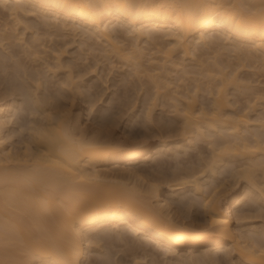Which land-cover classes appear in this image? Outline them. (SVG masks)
I'll list each match as a JSON object with an SVG mask.
<instances>
[{
    "label": "bare ground",
    "instance_id": "1",
    "mask_svg": "<svg viewBox=\"0 0 264 264\" xmlns=\"http://www.w3.org/2000/svg\"><path fill=\"white\" fill-rule=\"evenodd\" d=\"M148 2L171 6L128 27L89 0H0V261L264 264V0Z\"/></svg>",
    "mask_w": 264,
    "mask_h": 264
},
{
    "label": "rangeland",
    "instance_id": "2",
    "mask_svg": "<svg viewBox=\"0 0 264 264\" xmlns=\"http://www.w3.org/2000/svg\"><path fill=\"white\" fill-rule=\"evenodd\" d=\"M211 32H212V31H210V33H211ZM77 49H78V48L74 47L73 49L70 50V51H73V56H75V57H76V56L78 57V55H79V56H83L84 53H83L82 51H81V53H80V50H77ZM76 50H77L78 52H77ZM82 50H83V49H82ZM84 50H85V49H84ZM76 53H77V54H76ZM78 53H79V54H78ZM82 53H83V54H82ZM81 54H82V55H81ZM79 62H80V60H79ZM82 62H83V60L81 61V63H82ZM102 74H104V72H102ZM60 76L62 77V75H60ZM58 77H59V76H58ZM53 79H54V78H52L51 80H53ZM259 79L261 80L262 77L260 76ZM262 80H263V79H262ZM48 81H50V79H48ZM93 81H94V80H93ZM97 81H98V80H97ZM97 81H96V82H97ZM54 82H56L54 85H53V82H52V81H51V83H50L51 85L48 84L49 82L44 84L45 86H46V85H47V86L49 85V86H48V87H49V88H48V92H52V91H54V90H55L54 92H56V89L53 88V87L56 88V86H57V79H56V78H55ZM99 82L101 83V81H99ZM55 85H56V86H55ZM50 86H52V87H50ZM53 89H54V90H53ZM90 90H91V89H90ZM230 90H231V92H232V89H230ZM54 92H53V93H54ZM199 92H200V94H199V95H200V96H199V99L201 98V100H202L203 98H207V97H206V96H207L206 93H205V95H206V96H205V95H204V92H203V95H204L205 97H202V96H203V95L201 96L202 91H199ZM231 92H230V93H231ZM234 92H235V93H234ZM237 92H238L237 90H236V91H235V90L233 91V93L235 94V96L233 97L234 99H235V98H236V99H239V98H237V97H238V94H239V97H240V95H242V96L245 95V93L238 92V94H237ZM233 93H232V96H233ZM242 96H241L240 98H242L241 100H244V98H243ZM244 97H245V96H244ZM241 100L239 99L240 102H241ZM29 103H30V102H29ZM29 103L27 102V104H21V106H19V108L17 109V112H18L20 118L23 119V118L26 116V113H25V112H30V111L32 110V107H33V106L31 107V106H30L31 103H30V104H29ZM25 105H27V106L25 107ZM31 105H32V104H31ZM24 107H25V108H24ZM29 107H30L31 110L28 109ZM166 107H167V106H166ZM166 107H164V110H165V111H168L169 109H167ZM25 109L30 110V111H27V110L25 111ZM139 113H141V112H139ZM162 114H163V113H162ZM139 115H140V114H139ZM162 116L168 118L166 112H164V114H163ZM263 116H264V114H263ZM167 118H166V119H167ZM143 121H144V120H143V117H137V118H135V119L133 120V122L131 123V124H132V125H131V129H132L133 131L142 130V129H143L142 127H144V122H143ZM251 127H252V126H251ZM252 128H254V126H253ZM171 134H173V133H171ZM175 136H176V135H175ZM175 136L172 137L171 140H175L176 138H177V139L180 138L179 136H178L179 138H178L177 136H176V137H175ZM173 138H174V139H173ZM169 139H170V138H169ZM157 145H158V143H155V147L153 148V150H152L149 154H147L146 156H148V155H150V154H153ZM199 147H201L200 149L204 152V154H206L207 151H208L207 147H209V144L207 143V141H205V142H202V143L197 144V145L195 146V148H194V144H193L192 148H191V149L189 148L190 150L188 149V153L191 155V157H190L191 159H193V160L196 159V158H195V157H196L195 152L198 151V150H196V148H199ZM191 153H192V154H191ZM196 153H197V152H196ZM221 153H223V152H221ZM249 154H251V153H249ZM183 155H185V154H183ZM146 156H144V157H146ZM144 157H143V158H144ZM161 157H162V160H163V157H164V159H166V160H163V162L166 161V162L169 163L170 161H171V162H174V160H175V159L170 158V157L167 158V155H166V154H162L161 156H160L159 154H158V155L155 154V155L153 156L152 159H150L149 161H147V162H145V163H142V164H143L144 167L150 166V165H152V164L154 165V162H156V160H161V159H160ZM181 158H183V160L186 161L185 159H187V156H181V155H180V159H179V157H178L176 160H181ZM191 159H190V160H191ZM176 160H175V161H176ZM164 165H166V164H164ZM189 193H190V192L188 191V194H189ZM246 201H248V202H247V203L244 202V204H243L241 207H243V206H247V204L250 203V202H249V201H250L249 199L246 200ZM244 208H245V207H244ZM246 208H247V207H246ZM251 219H252V218H251ZM262 220H263V218L261 219V217H257V216H256V217L253 218L251 221H250V220H249V221H250L251 223H254V225L256 224L255 226L259 227V226H263V223H261ZM260 221H261V222H260ZM261 224H262V225H261ZM248 226L250 227V225H248ZM248 226H247V228H248ZM250 228H251V227H250ZM128 234H129V233H128ZM131 235H134V234H133V233H132V234L130 233V234H129V237H130ZM132 237H133V236H131V238H132ZM113 243H114V242H113ZM121 244H122V243H120V242H118V243L115 242L114 244H110L111 246L108 245V247L110 246L109 249L106 247V248L104 249V250H105L104 252L109 253V255L112 254L111 256H113V258H114V257L116 258V257H118V256H122V257L127 256L126 258H127L128 262H130L132 256L129 254V251L126 250V252H125V249H126V248H124L125 246H124L123 244H122V245H123V246H122ZM147 247L149 248V246H147ZM123 248H124V250H123ZM110 249H111V251H114V252H118L117 250H119V251H121V252H122V250H123L124 252H122L123 254H121V253H117V254H116V253H114V252H113V253L110 252ZM120 249H122V250H120ZM155 250H157V251L159 250V251H160V249H156V248H155ZM155 250H153V251H155ZM159 251H158V252H159ZM130 252H131V251H130ZM124 253H125V254H124ZM153 253H155V252H153ZM120 254H121V255H120ZM127 254H128V255H127ZM155 254H156V253H155ZM90 256H91V255H90ZM153 257H155V256H153ZM153 257H152V258H153ZM156 257H159V258H154V259L150 260L151 257H150V258L147 257L146 260H145V259H144V260L146 261L147 264H190V262L188 263V260H186V259L183 260V261H178V260H177V261H174V262H170V261H167V262H166V261L162 258L161 255L158 256V255L156 254ZM126 258H125V259H126ZM160 259H161V260H160ZM162 259H163V261H162ZM139 260H140V261H143V262H140ZM144 260H142V259H138V261H139L141 264H145V263H144ZM221 262H222V263H219V264H230V263H229L227 260H225V259H223ZM140 263H139V264H140ZM196 264H201V263H200V262H196ZM206 264H212V263H206ZM213 264H214V263H213ZM215 264H218V263L216 262Z\"/></svg>",
    "mask_w": 264,
    "mask_h": 264
},
{
    "label": "snow or ice",
    "instance_id": "3",
    "mask_svg": "<svg viewBox=\"0 0 264 264\" xmlns=\"http://www.w3.org/2000/svg\"><path fill=\"white\" fill-rule=\"evenodd\" d=\"M68 7H76V5H67ZM171 5H164L156 2H148V0H133V2H114V0H89V3L87 4V7L96 14H104V13H115L118 14L121 19L125 21L128 27H132L133 22L139 23V17L142 15L150 12V11H156L159 9H163L165 7H170ZM258 14L261 19V25L264 27V3H262L261 8L258 10ZM65 117H69V113H65ZM71 124V120L66 119L65 120V128L69 127ZM242 172L251 173L250 169L247 170H241ZM250 178V176H249ZM261 191L264 192V186H261ZM222 202V200H221ZM264 203V202H262ZM261 215H264V207L261 208ZM213 224L215 225L216 222L213 221ZM222 227V226H221ZM69 244L73 248V252L78 251V245L75 240H70ZM264 255V253H262ZM0 264H11V262L8 261H0ZM48 264H82V262H77L72 259L66 258L62 252L56 251L53 255V258L49 260ZM103 264H113L112 261H105ZM195 264V262H193ZM239 264H244L243 261H240Z\"/></svg>",
    "mask_w": 264,
    "mask_h": 264
}]
</instances>
